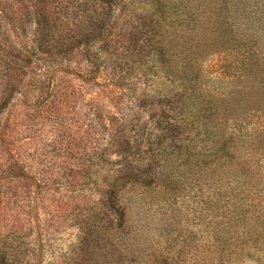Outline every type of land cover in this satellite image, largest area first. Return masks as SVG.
Here are the masks:
<instances>
[{
    "label": "rangeland",
    "instance_id": "374dc122",
    "mask_svg": "<svg viewBox=\"0 0 264 264\" xmlns=\"http://www.w3.org/2000/svg\"><path fill=\"white\" fill-rule=\"evenodd\" d=\"M171 1L158 38L169 42L174 64H195L198 89L226 111L235 158L207 179L198 173L178 179L172 192L133 178L112 195L92 183L60 184L56 175L88 170L89 154L108 155L107 163L91 167L99 179L135 159H158L147 109L169 86L134 69L121 74L120 89H111L104 75L71 62V73L57 85V70L43 66L40 115L31 114L28 103L21 120L27 114V124L35 126L19 145L2 144L8 150L0 154L6 158H0V264H264V235L256 232L264 229L257 221L264 212V0ZM128 17L97 58L106 48L125 54L122 34L136 23ZM250 58L258 63L249 74ZM3 73L1 68L0 94L9 86ZM22 90L24 95L9 92L0 123L24 108L28 93ZM166 109L168 117L190 123V113ZM191 132L182 136L185 143L196 130ZM62 159L70 166L65 172ZM15 164L27 178L18 186L6 181ZM50 174L51 180L41 179Z\"/></svg>",
    "mask_w": 264,
    "mask_h": 264
},
{
    "label": "trees",
    "instance_id": "16d2710c",
    "mask_svg": "<svg viewBox=\"0 0 264 264\" xmlns=\"http://www.w3.org/2000/svg\"><path fill=\"white\" fill-rule=\"evenodd\" d=\"M64 3L65 0H0V70L4 69L3 77H8L9 84L0 94V113L9 101V92L20 89L24 95L26 92L22 88H25L28 93L23 98L24 108L17 115L9 113L0 123V154L8 150L2 146L3 143L19 145L27 138L25 134L35 126L27 124V114L24 115V121L21 120L28 103L31 104V114L40 115L39 109L44 101H41V84L47 78L42 80L39 69L45 66L49 73L56 69L52 77L55 84L60 85L64 77L71 73L66 72L69 68L66 65L71 62L78 70L86 71L90 68L96 77L104 75L111 89H120L124 85L126 74H121L127 72V75L141 72L143 77L155 76L164 79L163 84L169 87L161 97L154 98L147 109L149 121L155 130L154 150L158 159H135L129 162L128 168L125 163L122 169L110 173L111 175L107 173L99 179V171H90L91 167L107 163L108 155L89 154L88 170L69 172L70 175H56V178L63 180L60 184H72L73 188H79L92 183L112 195L124 180L133 178L144 185L154 184L165 192H172L178 179L197 173L207 179L227 164L228 159L231 161L235 158L236 149L231 145L232 136L226 126L229 120L226 111L214 97L198 89V71L195 64L190 67L187 64H174L170 59L169 48L172 47L169 42L158 38L160 22L174 1L71 0L67 6ZM126 16H129L127 21L132 19L136 23L122 34V41L128 42L125 54H118L115 49L111 53L106 48L97 58V52L109 43V34ZM247 62V72H256L258 60L250 58ZM134 69L136 71L131 72ZM261 76V94L264 101V73ZM178 84L183 86V90L173 93ZM169 106L177 115L190 113L188 124L192 127L184 129L188 124L182 125L174 116L168 117L166 108ZM191 129L196 132L185 143L182 136L185 133L190 136ZM119 138L122 140L125 135ZM122 142L118 143L121 145ZM135 147L141 149L137 143ZM85 154H88L87 151ZM0 158L6 159L3 155ZM94 158L100 159L95 163ZM60 165L64 172L70 169L66 159H62ZM13 168V175L6 181H13L18 186L27 178L20 176L16 164ZM209 169L211 172H208ZM48 176L41 179L48 181L53 178V174ZM257 221H264V212ZM256 232L264 235V229Z\"/></svg>",
    "mask_w": 264,
    "mask_h": 264
}]
</instances>
